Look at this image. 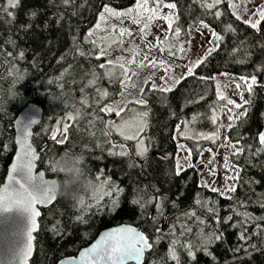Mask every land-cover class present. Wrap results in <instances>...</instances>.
Masks as SVG:
<instances>
[{
    "label": "trees",
    "instance_id": "obj_1",
    "mask_svg": "<svg viewBox=\"0 0 264 264\" xmlns=\"http://www.w3.org/2000/svg\"><path fill=\"white\" fill-rule=\"evenodd\" d=\"M7 1L0 0V185L15 149L14 119L33 102L43 109L32 137L39 151L38 168L46 171L49 159L70 149L83 155L89 174L94 179L100 176V184L103 179L111 181L101 188V196L104 191L112 192L102 199L99 196V204L79 206L56 198L41 208L29 264H56L63 257L76 255L101 230L121 223L140 227L153 245L143 264H264V152H257L258 147H264L259 144L264 129V21L257 30L237 20L228 0L210 10L201 6V0H163L176 5L177 24L186 43L188 27L200 21L223 39L194 74L181 79L172 91H154L149 85L144 88L148 151L141 157L136 155L133 141L122 140L114 131L107 137L102 134V121L117 117L99 109L121 89L117 80L103 75L101 59H96L95 48L85 41L88 27L104 5L124 8L136 0H18L17 7L8 9L12 16L2 10ZM216 11L221 12L219 18ZM229 27L232 30L226 31ZM93 73L97 84L89 87ZM222 73L257 78L253 93L244 92L243 99L251 101L239 108L244 115L225 132L232 145L244 149L239 155L229 154L231 163L240 169L235 191L228 196L205 186L196 165L203 150L216 152L219 138L214 142L186 139L177 133L178 125L180 131L185 126L182 122L196 133L211 134L217 129L220 133L225 100L218 101L216 92ZM97 89L108 91L109 96L98 100ZM82 97H87V105L81 104ZM77 109L82 116L70 121L68 140L63 145L54 143L50 136L55 123L68 113L75 115ZM213 111L217 124L211 122ZM178 143L192 153L191 166L179 175L175 160ZM120 145L127 149V156L109 155L110 150L118 152ZM46 175L57 178L50 170ZM114 185L117 191H112ZM113 200L118 201L114 210ZM136 200L139 203L133 202ZM193 212L195 216L186 215ZM81 215L83 222L77 219ZM229 216L231 220H227ZM186 228L191 231L185 232ZM213 232L220 239L203 246L200 234ZM242 233L243 240L239 239ZM174 240L177 260L169 256ZM189 247L193 256L188 254Z\"/></svg>",
    "mask_w": 264,
    "mask_h": 264
},
{
    "label": "snow or ice",
    "instance_id": "obj_2",
    "mask_svg": "<svg viewBox=\"0 0 264 264\" xmlns=\"http://www.w3.org/2000/svg\"><path fill=\"white\" fill-rule=\"evenodd\" d=\"M65 3L68 0H64ZM221 3V0H201V6L205 9H213L217 5ZM18 0H8L7 5L2 9L4 12H7L8 16H12L13 13L8 11L9 8L17 7ZM229 7L232 9L233 15L237 20H241L242 17L237 12L239 5L232 3V0H228ZM161 7H167L170 10H174L176 5L174 3L165 4L163 0H136L134 7H130L124 11H116L108 5L103 7V12H101L99 17V22L95 25V27L90 30L86 37V43L92 44L93 47L98 48L99 55L96 56V59L99 60L102 56H110V48L113 44L122 45L124 36H132V32L127 28H119L118 34H115L116 26L111 25L110 30L111 34L103 37H99L100 43H97V40L92 39L94 33L99 31H107L108 29H102V23L107 24L109 18H116L123 22V19L127 18L132 21L133 24L140 25V35L143 39L147 38L148 29L150 25L156 19H163L168 24V29L166 31L164 40L161 41L159 37H157L156 45H147L148 51L150 52L154 47L159 48L161 53L167 51L169 56H175L176 52L173 51L175 47L170 43V36L174 37L178 40L181 35L180 27H176L173 31V22L175 18V13L170 12L167 15H161L160 9ZM245 11L247 9L245 8ZM34 15V14H33ZM221 16L220 11L215 12V17L219 18ZM254 16H258V19H253ZM145 21V22H142ZM261 21H264V7L258 8L256 12L253 13V16H250L248 20L243 21V23L247 24L253 29L259 30V25ZM209 25L200 21L197 30L200 28H208ZM232 30L231 27L227 28L226 31ZM203 34V33H201ZM212 40L209 42L210 47L207 49V52L204 57H201L194 62H191L187 66L186 76H192L194 74L195 68L199 67L204 63L207 59V56L211 55L212 52L216 50V47L219 45V42L223 39V37L217 34L215 31H211ZM167 46V47H166ZM178 51L183 53L185 51L183 43L179 45ZM81 55H85L84 52L80 53ZM139 54V49L136 48L132 52L131 59H127L125 63L124 57H117L114 61L112 59H108L106 63L99 64V68L104 70V75L108 77H113L115 75L116 69H120V76L122 79L120 83L124 89L129 87V81L131 77L129 76V72L131 71V65L136 64L137 67L143 68L147 66H151L153 68H163L165 71V76L161 77L162 81H167L168 79L172 80V85H162L157 86L156 84H152V90L160 91V92H170L172 91V87L176 84L180 83V79L175 77H171L168 73L171 69L168 67L165 61L163 60H148V56L145 55L144 61H148L145 64L144 61H139L135 59V57ZM21 58L23 57V53L21 52ZM132 75H136V73H132ZM227 75V74H221ZM186 76H182L181 79L186 78ZM204 79H212L216 80V77L205 78ZM98 78L93 73V79L88 82V86H94L97 84ZM238 81L233 78L230 81V84H234L236 90L239 91L240 98L242 100V104H237L232 99L227 98L223 91L220 88V85L217 84V100H226L227 105H232L234 108L239 109L244 104H250V100L245 101L243 99L244 92L253 93L254 86L257 84L256 76H251L250 78L245 76H240ZM148 83V81H145ZM131 87H135V84H132ZM140 92H145V89L141 88ZM98 100H103L109 96V92L106 90L97 89ZM121 95H124L122 92ZM98 102V101H97ZM133 103L144 105V99H138L133 101ZM81 104L87 105L88 99L87 97H82ZM100 112L105 114L115 113L116 117L120 118V123H116L115 121H102L105 124V128L103 129L102 134L107 137L112 134L113 131L118 133L124 140H134L136 141V155L143 157L148 149L144 146V139L139 137V133L143 132L147 127L146 117L148 113L146 111L136 113L131 120L138 121L140 127L136 129L132 134H128L130 120L125 119L122 116V113L125 111L123 107L117 104L115 107L111 105L104 106L99 109ZM229 112L232 109H228ZM241 116L244 113H240ZM82 116L81 110L77 109L76 114L68 113L67 120L73 121L78 120ZM239 118V117H237ZM195 120L196 117H193ZM233 119L232 116H229V120ZM218 116L215 111L211 116V122L213 124H217ZM19 123L18 135L16 137V143L18 145V151L16 153V158L13 164L11 165L8 173H7V182L3 184V187L0 188V264H27L28 258L32 252V242H33V233L36 231V217L40 215V212L37 210L38 205H48L52 201L56 199L54 195H52L48 189V185L51 184L53 179H45L46 171L50 170L52 173H56L55 167L53 165L54 159L48 160V168L46 171H34L36 169L37 162L40 157L37 154V149L33 147L32 143L29 142V138L33 134V129L31 126L36 124V120H32L29 124H21ZM58 124L63 123V128H54L51 132L50 139L56 143L63 145L68 140V129L70 125L66 122L58 121ZM94 124L95 121H92ZM185 125L184 131H180V126H177L178 135L184 136L186 139H205L212 140L213 142L219 138V130L211 133H196L193 132L189 127L187 122H182ZM231 123L228 125L231 128ZM226 144L225 146L231 147L234 149L232 155H239L244 151L243 148H238L235 145H232L228 138L225 137ZM259 144L264 146V133L259 134ZM117 145L113 144L112 148L115 149ZM120 150L109 151V155H119V156H127V149L123 146H119ZM180 148L183 149L184 146L180 145ZM189 151L188 159L191 158V150ZM257 152H264V147H258ZM214 159V157H213ZM212 161H209L211 163ZM191 166V165H189ZM224 167L226 169L229 168L228 157H225ZM182 167L180 165L179 160L177 161V170L176 174L179 175L182 171ZM211 174H215V170H211ZM239 178V172L236 170V174L231 177H226V180H237ZM96 179L101 180L100 176H97ZM111 181L108 179H103L101 181V188H106ZM207 186V185H205ZM112 191H117L116 186H113ZM211 191L217 192L218 189L212 188ZM235 185L228 186L225 189V192H234ZM111 191H104L103 196H111ZM223 194V193H221ZM134 203H139V200L133 201ZM99 204V201L96 202ZM113 210L118 206V201L113 200L112 202ZM197 203H200L197 201ZM83 206V205H79ZM203 206V205H202ZM89 207H92L91 205ZM159 204H157V208L159 209ZM13 210L22 211L27 214V227L23 231V240H16L14 243H5V231L9 230L11 235H20L18 230L15 227L14 219L10 215ZM209 212H215L214 208H208ZM238 214V213H237ZM189 217L195 216V213H186ZM231 216L227 218V220H231ZM78 220L83 222V215L77 217ZM200 224H203V220H199ZM243 223V221L241 222ZM236 225H234L235 227ZM185 232L191 231L190 228H186ZM182 235L184 232L181 233ZM201 242L203 246H207L210 243H213L215 240L220 239L214 232L209 233L207 236H204L203 233L200 234ZM246 237L242 233L239 239L243 240ZM176 241L174 240L172 243V247L169 249V256L173 260H177L176 252H175ZM153 247V245L149 242V239L141 232H139L134 227H117L110 231L103 233L100 238L93 243L89 248L83 250L79 254V258L75 260H71L68 264H129V262H135V264H142V259L146 250H149ZM182 247H187L182 245ZM189 256H193V252L191 247L188 248Z\"/></svg>",
    "mask_w": 264,
    "mask_h": 264
},
{
    "label": "rangeland",
    "instance_id": "obj_3",
    "mask_svg": "<svg viewBox=\"0 0 264 264\" xmlns=\"http://www.w3.org/2000/svg\"><path fill=\"white\" fill-rule=\"evenodd\" d=\"M167 3H173V2H165ZM8 3V1H7ZM136 3V2H135ZM134 4L124 7V8H117L112 5H108L111 8H113L116 11H124L130 7H134ZM232 3H235L239 5L237 12L239 15L242 17V20H248L250 16H253V13L256 12L258 8L264 7V0H232ZM151 4V0H150ZM105 6V5H104ZM103 6V7H104ZM245 8L247 11H245ZM101 12H103V8L98 14V17L94 21L92 25H90L87 29V33L92 30L95 25L99 22V17ZM170 12L175 13V18L173 22V31L176 27H179L177 24V15H176V9L170 10L167 7H161L160 9V14L161 15H167ZM258 16H254L253 19H258ZM145 22V21H142ZM115 25L116 30L115 34H118L119 28H127L132 32V36H124L123 37V44L122 45H117L113 44L112 47L110 48V56H102L100 59V64L101 63H106L108 59L116 60L117 57H124L125 58V63L127 59H131L132 57V52L134 49L138 48L139 49V54L135 57L137 62L139 61H144L145 55L148 56V60L155 59L157 61L163 60L166 62L168 67L171 69V71L168 73L169 76L175 77L177 79L181 80L182 76H186L187 73V66L191 63L194 62L195 60L204 57L207 49L211 46L210 41L212 40V35L211 31H214L212 28H200L199 31L197 30V27L199 26L196 25L194 27H188V40L186 43V40L180 37L178 40L174 37H171V34L169 33L170 36V43L174 45L175 47L173 48V51L176 52L175 56H169L168 52L165 51L161 53L159 51V48H153L150 52L148 51L147 45H156L157 44V37L160 38L161 41L164 40L166 31L168 29V24L165 22L163 19H156L153 21V23L150 25L148 29V34L147 38L143 39L140 35L139 29L140 25L133 24L130 19H123V22L121 20L116 19V18H109L107 21V24L102 23L101 27L102 29L107 28V31H99L97 33H94L92 39L97 40V43H100V40L98 39L99 37H103L106 35L111 34L110 26ZM203 33V34H201ZM183 43L185 51L183 53H180L178 51L179 45ZM167 47V46H166ZM95 48V56L99 55L98 48ZM145 64L148 63V61H144ZM131 71L129 72V76L131 77V80L129 81V87L127 89H124L120 83V80L122 77L120 76V69H116L115 75L111 77V79H115L118 82V85L120 86V92L117 94L116 98L112 100L111 102L107 103V105H111L115 107L117 104H119L121 107L125 109V111L122 113V116L125 119L130 120L129 124V129H128V134H132L136 129L140 127V124L138 121H132L131 118L139 112L146 111V109L142 108V105L133 103V101L138 100V99H144L142 97V93L140 92L141 88H145L147 85H149L152 88V84H156L157 86H162V85H172V80L168 79L167 81H162L161 77L165 76V71L163 68H153L151 66L139 68L137 67L136 64H132L131 66ZM136 73V75H132V73ZM102 73L104 75V70L102 69ZM225 74V73H222ZM105 76V75H104ZM107 78H110L108 76H105ZM235 78L238 81V77L232 76V75H219L218 77V82L220 85L221 90L223 91L224 95L235 101L237 104H242V100L239 95V91L235 89L234 84H230V81ZM145 81H148V83H145ZM132 84H135V87H131ZM124 93V95H121V93ZM145 101V100H144ZM228 109H232L231 112L228 111ZM147 112V111H146ZM240 111L239 109L234 108L232 105H227L226 100L224 101V104L221 108V123H220V133H219V147L216 150V152L212 153L209 149H205L202 151L201 155L199 156V159L196 162L197 168L201 171V174L203 176V179L208 187L216 188L220 193H223V196H228L230 192H225L226 187L235 185L237 183V180H226V177H231L236 174V170L239 172V167L231 163L229 159V154L234 151L233 148L225 146L226 141H225V132L226 129L228 128V125L231 123L233 125L236 120L239 117ZM229 116H232L233 119L230 121ZM147 122V117L145 118ZM61 122H66L70 123L69 120H67V116L62 118L60 120ZM116 123H120V118L117 117V119L114 120ZM63 128V123H55L53 126L52 130L54 128ZM185 128V126H184ZM184 128L181 130V132L184 131ZM145 131V129H144ZM144 131L139 133V137L144 139V146L147 147L146 144V139L144 135ZM52 132V131H51ZM115 132V131H114ZM116 133V132H115ZM261 133H264V129ZM122 140H124L118 133H116ZM126 141V140H124ZM133 141V147L136 152V141L134 140H129ZM180 145L182 144H177V149H176V154H175V160H176V170H177V161L179 160L180 165L182 169H185L186 167H189V165L192 164L191 158L188 159L187 157L189 156V151L184 146L183 149L180 148ZM228 157V163H229V168L226 169L224 167L225 164V157ZM214 157V159H213ZM209 161H212L209 163ZM215 170V174H211V170ZM101 194L97 195L96 198L94 199H89L87 203H92L97 201V198Z\"/></svg>",
    "mask_w": 264,
    "mask_h": 264
},
{
    "label": "clouds",
    "instance_id": "obj_4",
    "mask_svg": "<svg viewBox=\"0 0 264 264\" xmlns=\"http://www.w3.org/2000/svg\"><path fill=\"white\" fill-rule=\"evenodd\" d=\"M57 178L47 187L56 198L84 205L97 197L101 184L88 171L83 155L65 150L54 160Z\"/></svg>",
    "mask_w": 264,
    "mask_h": 264
},
{
    "label": "water",
    "instance_id": "obj_5",
    "mask_svg": "<svg viewBox=\"0 0 264 264\" xmlns=\"http://www.w3.org/2000/svg\"><path fill=\"white\" fill-rule=\"evenodd\" d=\"M42 115H43V109H42V107H40L38 104L33 103V102L27 103L17 113V115H16V117L14 119V122H13L14 146H15V149H14V153H13V155L11 157V160H10L8 166H7L6 174H5V177H4V180H3L2 184L0 185V188H2L3 187V184L7 182V173L9 171L11 165L15 161L16 153L18 151V145L16 143V137L18 135V129H19V123L18 122H20L21 124H29L32 120H36L37 123L31 126V129L34 130L35 126L40 122V120L42 118ZM32 137H33V134L29 138V142L32 143V145H33L34 148H36V146L34 145V143L32 141ZM37 154L39 155L38 149H37ZM34 171H37V172L38 171H44V169L38 168V164H37L36 165V169ZM45 179H55V177H50V176L45 175ZM53 202L54 201H52L48 205H38L37 206V210L40 212V215H41V208H46L49 205H51ZM10 215L13 217L14 223H15V227L18 230V232H19L20 235L19 236L18 235H11L10 231L9 230H6L5 231V243H14L16 240H20L22 242V240H23V235L22 234H23V231L27 227V214L26 213H23L22 211L13 210V212ZM40 215L38 217H36V224H37L36 231L38 229V225H39V221L38 220H39ZM117 227H134L139 232L143 233L146 236V234L138 226H134V225L127 224V223H121V224L113 225V226H110L108 228H105V229L101 230L97 234V236L90 242V244H88L87 246L81 248L77 252L76 255L63 257V258L59 259L56 264H68L69 261L78 259L79 258V254H80L81 251L89 248L93 243H95L100 238V236L103 233H105L107 231H110V230H112L114 228H117ZM35 232L33 233L32 252H31V254H30L29 258H28L27 264H29V262H30V260H31V258L33 256V253H34V236H35ZM146 251H148V250H146ZM146 251H145V254H146ZM145 254H144L143 259H142V264H143L144 259H145ZM129 264H135V262H129Z\"/></svg>",
    "mask_w": 264,
    "mask_h": 264
}]
</instances>
